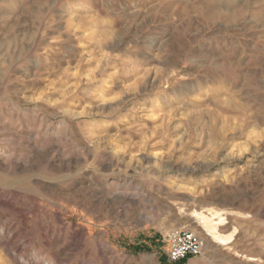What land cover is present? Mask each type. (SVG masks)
I'll return each mask as SVG.
<instances>
[{"label":"rangeland","instance_id":"1","mask_svg":"<svg viewBox=\"0 0 264 264\" xmlns=\"http://www.w3.org/2000/svg\"><path fill=\"white\" fill-rule=\"evenodd\" d=\"M0 264H264V0H0Z\"/></svg>","mask_w":264,"mask_h":264},{"label":"built area","instance_id":"2","mask_svg":"<svg viewBox=\"0 0 264 264\" xmlns=\"http://www.w3.org/2000/svg\"><path fill=\"white\" fill-rule=\"evenodd\" d=\"M167 261L178 263L201 253V241L197 234L185 229L174 228L166 234Z\"/></svg>","mask_w":264,"mask_h":264},{"label":"bare ground","instance_id":"3","mask_svg":"<svg viewBox=\"0 0 264 264\" xmlns=\"http://www.w3.org/2000/svg\"><path fill=\"white\" fill-rule=\"evenodd\" d=\"M196 220L202 225L204 235L210 236L212 239L217 241L218 237L214 232V229L216 228L217 223L221 221V219L216 217L214 220L213 217L206 215L199 217L197 216Z\"/></svg>","mask_w":264,"mask_h":264}]
</instances>
